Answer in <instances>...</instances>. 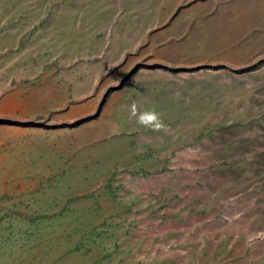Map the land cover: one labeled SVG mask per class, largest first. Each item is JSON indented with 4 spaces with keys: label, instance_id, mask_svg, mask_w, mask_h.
<instances>
[{
    "label": "rangeland",
    "instance_id": "374dc122",
    "mask_svg": "<svg viewBox=\"0 0 264 264\" xmlns=\"http://www.w3.org/2000/svg\"><path fill=\"white\" fill-rule=\"evenodd\" d=\"M0 264H264V0H0Z\"/></svg>",
    "mask_w": 264,
    "mask_h": 264
},
{
    "label": "clouds",
    "instance_id": "9594fccd",
    "mask_svg": "<svg viewBox=\"0 0 264 264\" xmlns=\"http://www.w3.org/2000/svg\"><path fill=\"white\" fill-rule=\"evenodd\" d=\"M130 117L135 118L140 126L153 131H160L166 127L155 110L140 111L135 103L130 106Z\"/></svg>",
    "mask_w": 264,
    "mask_h": 264
}]
</instances>
